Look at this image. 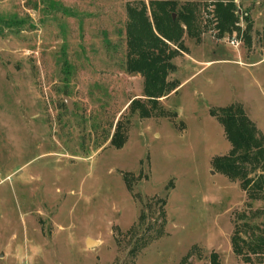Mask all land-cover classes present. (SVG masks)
Masks as SVG:
<instances>
[{
	"label": "rangeland",
	"instance_id": "rangeland-1",
	"mask_svg": "<svg viewBox=\"0 0 264 264\" xmlns=\"http://www.w3.org/2000/svg\"><path fill=\"white\" fill-rule=\"evenodd\" d=\"M160 2L0 0V264H264V191L224 169L217 118L239 106L264 147V0L225 29L214 0ZM154 13L178 35L156 102L127 67Z\"/></svg>",
	"mask_w": 264,
	"mask_h": 264
},
{
	"label": "trees",
	"instance_id": "trees-1",
	"mask_svg": "<svg viewBox=\"0 0 264 264\" xmlns=\"http://www.w3.org/2000/svg\"><path fill=\"white\" fill-rule=\"evenodd\" d=\"M233 0H214L215 12L218 16L220 29L232 27L237 18L234 13ZM172 5V6H171ZM158 6L162 9L165 6H171L174 9L173 0H161ZM183 12L180 13L183 22L188 26L192 22L193 13L190 8L186 5L183 7ZM140 15L141 12H138ZM154 34L151 30L149 23H146V33L142 34L139 29L132 26L129 29V46L131 47V54L129 53L127 67L131 72H141L145 77V93L149 101L156 102L157 99L166 97L173 90L178 88V85L168 84L166 82L167 74L173 69L170 59L172 57L170 52H166V42H178V35L175 34V22L171 21L170 27L167 25L161 26V17H158L156 13L152 14ZM147 25V26H146ZM137 29L138 33L133 34V31ZM134 101L130 104L131 106ZM221 116H218L221 125H223L224 133L232 146L230 155L223 159L228 162L224 167L231 176L244 178L243 185L245 190L256 193L264 191V147L263 137L257 132L255 126H253L247 117L244 116L242 109L237 106H230L221 111ZM141 113L145 116L147 110L142 107ZM119 126L115 129L112 134L111 144L116 148L120 149L124 140L119 134ZM237 154V156H236ZM235 160L237 163H235ZM239 164V167L237 165ZM251 165L259 167V173L253 178L246 176V167L244 165ZM254 165V166H253ZM254 171V170H253ZM253 196V195H252ZM163 212L160 211V216ZM249 249L252 253H264V237H258L256 242H252L249 245ZM211 262L217 264L216 256L213 255Z\"/></svg>",
	"mask_w": 264,
	"mask_h": 264
},
{
	"label": "water",
	"instance_id": "water-1",
	"mask_svg": "<svg viewBox=\"0 0 264 264\" xmlns=\"http://www.w3.org/2000/svg\"><path fill=\"white\" fill-rule=\"evenodd\" d=\"M86 245L87 246H92V245H94V242H92L91 240H87L86 241Z\"/></svg>",
	"mask_w": 264,
	"mask_h": 264
},
{
	"label": "built area",
	"instance_id": "built-area-1",
	"mask_svg": "<svg viewBox=\"0 0 264 264\" xmlns=\"http://www.w3.org/2000/svg\"><path fill=\"white\" fill-rule=\"evenodd\" d=\"M234 43H235V40H234V41H231V44H233V45H234Z\"/></svg>",
	"mask_w": 264,
	"mask_h": 264
}]
</instances>
